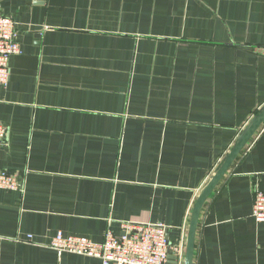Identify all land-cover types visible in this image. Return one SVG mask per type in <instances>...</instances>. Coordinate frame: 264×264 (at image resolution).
<instances>
[{"label":"crops","instance_id":"1","mask_svg":"<svg viewBox=\"0 0 264 264\" xmlns=\"http://www.w3.org/2000/svg\"><path fill=\"white\" fill-rule=\"evenodd\" d=\"M21 53L0 86V264H103L51 247L123 222L186 247L194 203L264 105V0H0ZM264 125L207 199L194 264H264Z\"/></svg>","mask_w":264,"mask_h":264},{"label":"built area","instance_id":"2","mask_svg":"<svg viewBox=\"0 0 264 264\" xmlns=\"http://www.w3.org/2000/svg\"><path fill=\"white\" fill-rule=\"evenodd\" d=\"M16 40L15 21L9 16H0V86H7L11 78L10 58L21 53ZM9 127L0 122V144L8 137ZM0 187L18 189L15 174L0 172ZM253 215L264 223V191L257 190ZM122 233L108 230L105 239L95 242L86 236L65 235L61 231L54 237L51 247L59 254L71 252L96 257L103 264H183L185 245L169 241V226L162 222H123Z\"/></svg>","mask_w":264,"mask_h":264},{"label":"water","instance_id":"3","mask_svg":"<svg viewBox=\"0 0 264 264\" xmlns=\"http://www.w3.org/2000/svg\"><path fill=\"white\" fill-rule=\"evenodd\" d=\"M264 125V105L261 106L258 113L244 127L238 136L235 144L219 164L215 173L210 177L204 187L201 189L192 209L188 234L186 239L185 256L183 264H194V252L196 244L197 229L203 207L218 186L224 175L228 172L231 165L238 158L242 150L252 140L254 135Z\"/></svg>","mask_w":264,"mask_h":264}]
</instances>
